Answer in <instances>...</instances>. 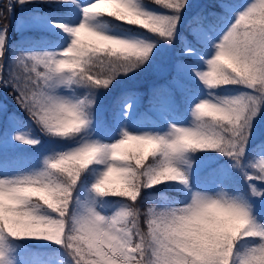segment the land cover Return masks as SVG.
<instances>
[{"label":"snow or ice","instance_id":"6c2138e0","mask_svg":"<svg viewBox=\"0 0 264 264\" xmlns=\"http://www.w3.org/2000/svg\"><path fill=\"white\" fill-rule=\"evenodd\" d=\"M16 3L28 8L16 30L44 35L10 53L12 25L0 27V89L57 147L26 167L21 150L41 140L0 104V264H264V142L251 143L264 112V0L194 13L191 40L155 68L152 129L137 126L136 93L107 117L97 93L175 47L189 0Z\"/></svg>","mask_w":264,"mask_h":264},{"label":"trees","instance_id":"16d2710c","mask_svg":"<svg viewBox=\"0 0 264 264\" xmlns=\"http://www.w3.org/2000/svg\"><path fill=\"white\" fill-rule=\"evenodd\" d=\"M240 0H235L238 3ZM9 0H0V27L5 24H11L12 27L9 29V51L13 50L14 47L17 46L18 42L20 44H30L35 42L37 37H42L44 34L41 33H23L21 34L19 31L16 30V22L17 20L25 16L28 13V8L21 7L16 0H13L14 9L13 12L10 14L7 11V4ZM218 0H196L194 5H191L192 0L189 1V9L188 11L182 15V23L179 28V36L175 41V47L173 48H162L161 52L157 53L156 59L153 62V66L150 67L145 72L139 73L136 76H132L130 78L120 79L114 82L111 90H102L97 93L98 100L96 110L99 113L103 110L104 115L107 117L110 115L111 111L114 107L118 105L119 99L122 97V94L126 92H134L136 93L137 97L139 98V107L135 109V119L139 121L137 126L149 127L154 128L160 125V120L158 116L150 110V106L148 103V97L150 94V89L152 86L157 83L161 76L158 72L155 71L157 66L171 63L172 60L175 59L176 51L181 47L183 44L184 38L187 37L188 40H191V36L188 35V21L196 12H205V11H212L213 7L216 5ZM149 6H153L159 9L161 7L157 5H153L151 3H147ZM165 10V9H164ZM7 17V19H5ZM211 20V18H209ZM215 23V21H213ZM53 39H55L53 37ZM197 85L193 84V88H196ZM229 88H235V86L229 85L226 86ZM0 104L5 105L10 112H14L18 115L21 120L20 127L22 129L31 128L32 134L39 137L41 143L37 146H25L21 151L24 155V165L26 167H35L43 162V158L46 155L51 153L53 148H56L55 142L50 140L46 137L43 133L39 131L38 128L28 119L27 113H25L19 105L16 103L11 90H2L0 89ZM184 119H190V113L184 109H182ZM263 122L264 124V112L261 113L259 119L256 121ZM261 142H264V128L263 129H255L254 137L251 141L252 145L255 147L259 145ZM258 151V149H256ZM199 157L194 158L193 167L197 166ZM221 162H223V158H219ZM206 171V170H205ZM237 187L243 191L247 188V185L241 179L237 185ZM166 195L173 198H180V194L174 191L166 192ZM158 203V201H156ZM153 201L150 199V194L145 192V200L140 205L142 210H146L148 207L151 206ZM257 211L264 216V201H258L256 204ZM58 247V246H53Z\"/></svg>","mask_w":264,"mask_h":264},{"label":"rangeland","instance_id":"374dc122","mask_svg":"<svg viewBox=\"0 0 264 264\" xmlns=\"http://www.w3.org/2000/svg\"><path fill=\"white\" fill-rule=\"evenodd\" d=\"M189 1H191V0H189ZM195 2H196V0H192V3H191V5H194L195 4ZM242 2H244V0H240L238 3H242ZM149 8V7H148ZM151 10H154V11H158V12H163L162 10H160V9H158V8H154V7H152V8H150ZM189 9V8H188ZM188 9H186L185 10V12L183 13V14H185L187 11H188ZM138 127H141V128H144V129H151V128H149V127H143V126H138ZM264 128V124H263V122H261V121H258L257 123H256V125H255V129H263ZM56 145V144H55ZM57 146V145H56Z\"/></svg>","mask_w":264,"mask_h":264}]
</instances>
